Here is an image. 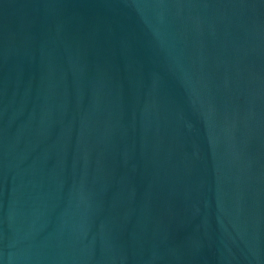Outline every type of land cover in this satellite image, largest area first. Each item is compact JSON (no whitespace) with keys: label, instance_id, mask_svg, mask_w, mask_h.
<instances>
[{"label":"water","instance_id":"95a60500","mask_svg":"<svg viewBox=\"0 0 264 264\" xmlns=\"http://www.w3.org/2000/svg\"><path fill=\"white\" fill-rule=\"evenodd\" d=\"M0 264H49L29 147L1 50Z\"/></svg>","mask_w":264,"mask_h":264}]
</instances>
